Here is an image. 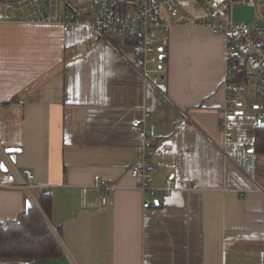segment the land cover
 Wrapping results in <instances>:
<instances>
[{"label": "crops", "instance_id": "0c3cea01", "mask_svg": "<svg viewBox=\"0 0 264 264\" xmlns=\"http://www.w3.org/2000/svg\"><path fill=\"white\" fill-rule=\"evenodd\" d=\"M120 9L135 12L136 0ZM242 9L256 12L234 6L233 20L241 21ZM133 44L83 25L64 32L58 24L0 21V146L19 149L11 161L26 183L22 171L34 175L27 191L0 188V225L18 222L29 201L63 251L57 260H0L264 264V153L247 146L264 118L255 119L252 92L243 95L224 144V37L191 22L159 35L165 94L134 66ZM155 73L149 67L148 76ZM243 73L238 80L248 82ZM145 113L154 185L171 178L174 188L143 210L129 169L142 143L132 122ZM1 164L0 157V177ZM95 176L111 189L99 188ZM42 192L51 197L49 218Z\"/></svg>", "mask_w": 264, "mask_h": 264}, {"label": "built area", "instance_id": "2783aa9c", "mask_svg": "<svg viewBox=\"0 0 264 264\" xmlns=\"http://www.w3.org/2000/svg\"><path fill=\"white\" fill-rule=\"evenodd\" d=\"M88 1L89 4L85 0H76L74 5L68 0H0V21L58 24L64 32L83 25L102 38L129 37L134 40V66L162 94L166 93L167 86L159 76L163 62L162 52L157 49L158 36L168 34L173 26L191 22L225 39L224 105L220 117L224 144L233 139L228 118L237 113L243 95L252 92L255 97V119L260 122L264 118V0H136L133 13H123L117 7L118 0ZM84 5L87 7L84 8ZM234 6L255 9L257 20L254 24L235 23L230 15ZM260 7L262 12L258 9ZM149 67L155 68L153 77L148 76ZM243 69L248 82L238 80ZM147 117L145 113L132 122V128L141 137L142 143L129 169L135 188L141 194L143 210L149 209L161 194L169 195L174 188L171 178L163 188L154 185V168L150 162L153 148ZM247 146L253 148L254 142H249ZM0 157L6 168L0 177V188L29 190L33 186V173L29 169L22 171L26 183L1 146ZM94 181L105 191L111 189L98 176ZM0 264L4 263L0 260Z\"/></svg>", "mask_w": 264, "mask_h": 264}, {"label": "trees", "instance_id": "16d2710c", "mask_svg": "<svg viewBox=\"0 0 264 264\" xmlns=\"http://www.w3.org/2000/svg\"><path fill=\"white\" fill-rule=\"evenodd\" d=\"M124 4L125 0L117 7L120 9ZM165 59L166 56L163 55V64ZM241 71L243 73L244 69ZM243 75L244 73L241 74V78ZM253 150L258 154L264 153V126L258 125L255 129ZM38 203L44 215L49 218L51 213L50 195L42 192L38 197ZM62 255L63 251L57 238L34 208L22 215L18 222L5 226L0 225V259L57 260Z\"/></svg>", "mask_w": 264, "mask_h": 264}, {"label": "rangeland", "instance_id": "374dc122", "mask_svg": "<svg viewBox=\"0 0 264 264\" xmlns=\"http://www.w3.org/2000/svg\"><path fill=\"white\" fill-rule=\"evenodd\" d=\"M70 2L72 3V4H74V5H76L75 4V0H70ZM84 8H86L87 7V5H84L83 6ZM236 7H239V6H236ZM244 8V7H243ZM248 9V8H247ZM258 9H260V11L262 12V8L260 7V8H258ZM79 10H82L81 8H79ZM242 10H245V9H242ZM250 10H253V9H250ZM246 12L244 13V12H236V13H238V15H241V21H236V20H233L235 23H244V24H254V22L257 20V15H256V12H248V10H245ZM87 18L89 19V20H92L91 19V17L90 16H87ZM242 20H249V22H244V21H242ZM247 100H246V102L244 101V103H243V105L241 106V108L243 109V110H248L250 107H252L251 106V103H252V100L250 99V96H247V98H246ZM2 262V261H1ZM4 263V262H3ZM5 264V263H4Z\"/></svg>", "mask_w": 264, "mask_h": 264}, {"label": "water", "instance_id": "95a60500", "mask_svg": "<svg viewBox=\"0 0 264 264\" xmlns=\"http://www.w3.org/2000/svg\"><path fill=\"white\" fill-rule=\"evenodd\" d=\"M239 115L242 114V112H237ZM6 153L10 155V159L14 162L15 161V155L19 152V149L16 148H9L5 150ZM1 170L4 172L6 171V168L3 164H1ZM32 207L31 203L28 201L26 203V210L28 211Z\"/></svg>", "mask_w": 264, "mask_h": 264}]
</instances>
